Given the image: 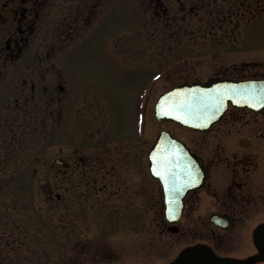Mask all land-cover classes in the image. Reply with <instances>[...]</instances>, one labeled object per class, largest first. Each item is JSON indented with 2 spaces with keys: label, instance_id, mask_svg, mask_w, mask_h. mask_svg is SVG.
<instances>
[{
  "label": "rangeland",
  "instance_id": "1",
  "mask_svg": "<svg viewBox=\"0 0 264 264\" xmlns=\"http://www.w3.org/2000/svg\"><path fill=\"white\" fill-rule=\"evenodd\" d=\"M202 1L212 6L222 0ZM230 1L210 13L199 0H166L175 15L168 20L150 9L148 0H124L73 49L66 60L71 90L90 95L58 121L54 115H36L30 125L34 118L29 117L13 144L4 168L11 179L0 182V264H166L179 253L185 240L165 229L163 216L116 208L114 194L118 187L124 206L133 203L131 187L151 180L144 154L161 128L192 146L201 138L210 146L217 143L212 131L203 135L151 114L138 126L136 115L142 114L149 93L156 97L183 81H208L243 60L264 63V0H251V12L239 19L228 13ZM261 67H248L246 76L261 75ZM247 114L241 109L236 115ZM225 115L232 114L227 110ZM225 118L211 129L226 131ZM237 121L234 127L251 126ZM220 142L229 144L227 133ZM116 143L124 153L114 168L121 175L88 181H79L77 172L72 179L55 177L60 168L55 157H74L73 148L81 155L110 150Z\"/></svg>",
  "mask_w": 264,
  "mask_h": 264
},
{
  "label": "flooded vegetation",
  "instance_id": "2",
  "mask_svg": "<svg viewBox=\"0 0 264 264\" xmlns=\"http://www.w3.org/2000/svg\"><path fill=\"white\" fill-rule=\"evenodd\" d=\"M222 1L213 2L210 6L199 0L202 2L201 7H207L210 13L213 10L209 9L220 8ZM231 1L228 13L235 19L251 12V0ZM168 2L148 0L150 9L153 8L159 17L170 20L175 15L170 14ZM123 3L124 0H0L2 171L10 162L13 144L20 140L22 132L27 129L29 117L34 118L30 119V125L35 124L36 115H54V120L58 121L63 118L64 112L67 111L69 115L74 105L86 102L90 95L87 91L73 93L71 90L72 72L66 69V60L82 40L90 38L95 27L102 26L108 13H117ZM149 29L152 31L151 27ZM150 30L147 34L151 36L153 32ZM257 64L262 66V74L255 77H263L262 60H243L230 71L226 69L225 73L216 77L244 79L250 77L246 76L249 74L246 73L247 68ZM153 95H147L143 112L136 117L153 115ZM87 108L90 110L91 105L85 106ZM241 109L247 110L248 114L236 115ZM228 110L232 115H224V121L229 123L226 131L220 127L206 132L212 131V137H218L215 146L204 143L202 138L195 146L188 143L190 151L205 171V180L184 196L180 218L171 227L176 228V233L185 240L184 247L203 244L217 258L228 259L227 264H264V110L254 112L247 108L233 107ZM85 114L88 112L85 111ZM238 119H245L251 126L234 127ZM225 132L229 144L220 142ZM115 145L116 148L110 150L103 147L84 155L78 152V148H73L74 157L67 158L69 166L57 167L55 177L59 180L62 176L72 179L77 172L79 181H88L121 175L114 168L122 161L124 153L117 143ZM148 149L144 155L151 180L131 187L128 199H132L133 203L126 199L129 202L125 206L124 192L116 187V208L120 206L132 214L164 216L162 187L149 173ZM70 168L72 174L68 176L66 171ZM97 172L99 174L96 176ZM10 179L4 169L0 182H8ZM213 215L218 218L227 216L230 226L225 228L218 224L213 220ZM161 223L166 230L170 229L166 219L163 218Z\"/></svg>",
  "mask_w": 264,
  "mask_h": 264
},
{
  "label": "water",
  "instance_id": "3",
  "mask_svg": "<svg viewBox=\"0 0 264 264\" xmlns=\"http://www.w3.org/2000/svg\"><path fill=\"white\" fill-rule=\"evenodd\" d=\"M229 103L234 107H249L254 111L263 109L264 78L213 79L178 84L160 95L156 102V117L206 131L221 118ZM149 160L151 173L163 184L166 217L170 222H175L181 213L183 196L203 182L205 171L185 143L174 138L167 130L160 131L149 152ZM56 161L63 166L68 165L62 158ZM213 218L217 223H221V219L225 220V227L230 225L228 217ZM169 264L227 263L215 259L207 249L194 246L185 249Z\"/></svg>",
  "mask_w": 264,
  "mask_h": 264
}]
</instances>
